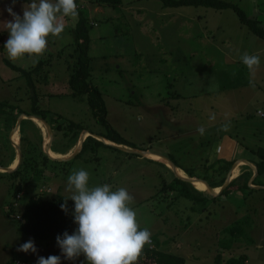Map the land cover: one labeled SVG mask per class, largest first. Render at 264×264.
Segmentation results:
<instances>
[{
	"label": "rangeland",
	"instance_id": "374dc122",
	"mask_svg": "<svg viewBox=\"0 0 264 264\" xmlns=\"http://www.w3.org/2000/svg\"><path fill=\"white\" fill-rule=\"evenodd\" d=\"M223 1L235 4L264 28V0ZM121 2L112 8L96 5L94 0L78 1L92 25L88 31L89 81L103 95L111 128L138 150L160 155L146 153L162 164L92 145L63 165L47 167L45 175L28 174L22 179L0 177L1 211L16 201L17 194L21 195L9 218L12 229L18 232L16 240L10 237L13 249L7 253L15 261L26 259L27 264H36L38 256L61 255L56 242L36 241L20 232V222L15 216L42 189L50 188L52 197L67 198L70 195L65 191L67 177L72 169L83 168L90 174L89 186L108 183L112 190L126 188L134 198L129 206L136 212L139 228H147L154 246L183 257L184 264H215L217 254L222 263L233 257H245L242 264H264V173L255 180L261 185H254L255 170L239 161L256 163L260 160L255 153L264 150V117L258 114H264V38L249 32L230 9L164 8L160 0ZM11 4L12 0H0V101L27 112L31 107L25 80L3 60L24 69L45 61L41 74L34 76L38 107L61 116L60 123L81 125L92 137L105 134V129L92 117L86 97L73 98L66 83L67 63L72 62L69 55L74 44L71 18H65V29L59 37L48 38L42 56L14 61L4 49L9 35L5 23L12 19L5 9ZM26 4L16 1L13 11L22 17ZM245 52L260 57L258 68L249 70L242 64L240 56ZM212 114L214 120L210 119ZM49 116L53 114L47 115L48 120ZM229 121L230 130L219 131ZM38 122L45 134L40 130L39 133L33 122L35 126L28 123L25 127V135L35 145H39L41 135L43 149L48 133L44 124ZM200 125L206 129L203 136L197 132ZM14 126L0 131L1 167H8L4 166L6 161L17 159L16 149L7 141ZM19 129L10 137L18 147ZM52 133V147L62 149L68 139L61 132L52 130ZM88 133H84L85 137ZM161 157L192 175L193 182L200 186L225 180L233 165L229 166V160L239 161L231 175L240 165L245 167L239 171L242 178L230 194L211 197L192 190L187 182L178 181L174 172L187 177L186 174L164 164ZM244 170L249 172L245 176ZM245 185L248 188L243 189ZM73 208V202L68 200L70 216ZM236 221L245 222L244 233L231 239L229 248L222 249L219 243L229 238L224 229ZM30 238L48 249L37 250L35 254L18 251ZM61 264L88 262L83 255L75 260L61 256Z\"/></svg>",
	"mask_w": 264,
	"mask_h": 264
},
{
	"label": "trees",
	"instance_id": "16d2710c",
	"mask_svg": "<svg viewBox=\"0 0 264 264\" xmlns=\"http://www.w3.org/2000/svg\"><path fill=\"white\" fill-rule=\"evenodd\" d=\"M20 3H30L31 0H16ZM78 1L76 0L77 6ZM164 8H177L182 6H192V7H205L212 8L215 10H232L239 23L246 27L249 32L254 34L259 38H264V28L260 22L256 19L248 18L245 13L235 4L223 0H160ZM94 3L99 6H108V7H118L121 5V0H94ZM78 6V21L75 23L73 28L74 44H73V53L69 55L72 58V62L67 63V86L71 90V96L73 98H81L82 96L86 97V103L91 112L92 117L97 124L102 126L105 129V134H98L102 139L112 142L117 145H123L128 148L138 149L128 142L125 138L121 137L115 130H113L107 121V110L103 100L102 93L97 89V87L92 86L90 83L91 76V58L88 55L90 38H89V28L92 26L88 18L85 17ZM48 60V59H47ZM3 63L12 71L16 72L18 76L22 77L25 80V84L29 93V99L31 102L30 110L24 111L18 106H13L8 102L0 101V127L3 128H12L16 123V120L19 115L25 114L27 116H33L40 118L46 121L52 130L61 132L64 138L68 139V149H71L78 141L80 134L85 131V129L78 124L69 123H60L61 116L54 115L47 110H42L38 107L39 96L36 94V85L35 77L41 74L42 67L45 66V61H40L36 64L35 67L30 69L21 68L9 60H3ZM44 81H47L44 79ZM49 116V120L47 115ZM34 125L33 122L29 120H22L20 124L19 134V147L22 153V159L19 166L10 173H0V177L6 176L10 179H22L25 175H36L41 174L45 175L47 167L63 165L66 162H57L51 160L42 149V137L40 135L39 145L33 144L28 137L25 135V127L27 124ZM65 126V127H63ZM37 128V127H35ZM39 131V129L37 128ZM40 133V131H39ZM93 135V134H92ZM98 148L104 146L111 148L113 150H118L112 146L106 145L103 142L95 139L91 135L87 136L81 145L80 151L74 158H77L83 152L87 151L90 146ZM55 151L54 149H52ZM144 151V150H143ZM52 155V154H51ZM255 155L258 156V162L254 163L256 169V176L254 178V185H261L255 183V180L264 173V150H257ZM233 161L229 163L232 165ZM3 166V165H0ZM8 166V165H4ZM178 167L176 164L174 165ZM186 172V171H185ZM189 178L193 177L192 175L186 172ZM43 177V176H42ZM241 175L232 180L227 187L221 192V195L230 194L232 189L236 186ZM183 182L181 180H178ZM224 183L222 180L217 185L209 186L211 188H220ZM207 186V185H206ZM264 186V184H263ZM192 190L196 191L191 185ZM244 188H248L246 185ZM237 189V188H236ZM197 192V191H196ZM200 193V192H199ZM201 194V193H200ZM65 199L62 196H57L56 198L45 197L42 194H35L29 198L25 204L23 210L19 213L21 217L19 230L26 236L32 237L36 241H45V242H56V237L61 235L64 232L68 234L72 231L74 227L73 216H70L65 212H62L60 209L61 203ZM245 222L236 221L229 227L224 229V235L229 236L224 242H220L222 249H227L230 246L231 239L241 236L244 233ZM152 238V237H151ZM226 238V237H225ZM153 241V240H152ZM245 257L239 258H230L225 263H222L221 256L216 255L214 259L215 264H242L245 262ZM154 262L155 264H184L185 260L183 257L172 255L161 251L159 249H150L145 245L140 257L136 261V264H149Z\"/></svg>",
	"mask_w": 264,
	"mask_h": 264
},
{
	"label": "clouds",
	"instance_id": "9594fccd",
	"mask_svg": "<svg viewBox=\"0 0 264 264\" xmlns=\"http://www.w3.org/2000/svg\"><path fill=\"white\" fill-rule=\"evenodd\" d=\"M16 0L5 9L12 19L5 23L8 39L4 49L11 60L39 58L48 45V38L59 37L65 29V18H71L73 26L79 13L76 0H31L24 5L22 17L13 11ZM240 61L249 70L258 68L260 57L247 52ZM215 119V114L210 116ZM231 123L221 125L219 131L230 130ZM205 127L198 126L200 136ZM90 174L83 168L72 169L67 177L65 191L70 195L63 199L60 209L67 213V201L74 204L73 234L64 232L56 237L61 255L38 256L36 264H61V256L75 260L83 255L88 264H136L145 245L151 243V232L140 229L136 212L129 206L134 198L120 187L112 190L111 184L89 186ZM24 253H37L31 238L17 249Z\"/></svg>",
	"mask_w": 264,
	"mask_h": 264
},
{
	"label": "crops",
	"instance_id": "0c3cea01",
	"mask_svg": "<svg viewBox=\"0 0 264 264\" xmlns=\"http://www.w3.org/2000/svg\"><path fill=\"white\" fill-rule=\"evenodd\" d=\"M95 25V24H94ZM89 51H90V47H89ZM89 51H88V55H89ZM90 56V55H89ZM16 77V76H15ZM176 97H179V95L178 96H176ZM0 122H2V121H0ZM2 128L3 127H0V131L2 130ZM85 131H87V130H85ZM84 133V132H83ZM19 134V133H18ZM82 134V133H81ZM81 134H80V136H81ZM2 136H3V134L0 136V140H2L3 138H2ZM12 135H10V133H9V139H7V141L8 142H10V144H11V137ZM53 133H52V141H51V144H50V149H54L53 147H52V142H53ZM80 138V137H79ZM44 142H45V140H44ZM78 142H79V139H78ZM77 142V143H78ZM109 142V141H108ZM77 143L71 148V149H68V144H64V146H61L62 147V149H57V148H55L54 150H55V153H57V154H59V155H61V156H55V157H63V156H67V155H71L73 152H75V149H76V145H77ZM1 144V143H0ZM48 144V143H47ZM104 144H106V145H109V146H111V145H114V143H112V142H109V143H104ZM16 145V144H15ZM12 146V145H11ZM226 146V148H227V144L225 145ZM15 148V147H14ZM217 149L219 150V151H221V148H219V147H217ZM138 150V149H137ZM218 152V151H217ZM147 153H150V154H155V155H157V156H159L160 157V155H158V154H156V153H152V152H149V151H147ZM140 158H146V159H148V161L149 162H151V163H154V164H162V163H160V162H157V161H154V160H152V159H149V158H147V157H142V156H140ZM162 158V157H161ZM14 159H15V157H14ZM13 159V160H14ZM255 160L254 161H256V158H254ZM13 160L10 162L9 160L8 161H6L5 162V164H7L8 166L9 165H11V168H12V165H13ZM239 161H244L245 162V165H248V166H250L248 163H250L254 168H255V166H254V163L255 162H252V160H250L249 162L248 161H246V160H239ZM239 161H237V162H235V164L233 163V165L231 166V165H229V166H231V168H230V170H229V172L227 173V176L229 175H231V173H232V171H233V168H234V166L239 162ZM230 162H232L231 160H229V162H228V164L230 163ZM245 165H240V167H239V169H238V171H240L241 169H243L244 167H245ZM165 166V165H164ZM251 167V166H250ZM10 168V169H11ZM177 169H180L182 172H184L180 167H177ZM251 169H252V167H251ZM256 170V169H255ZM252 171H253V169H252ZM1 172H3V171H0V173ZM249 172L248 171H245L244 170V175L243 176H245L246 174H248ZM174 174H175V176H176V173L174 172ZM184 174H186V172H184ZM186 176H187V174H186ZM227 176H226V178H227ZM239 176V172H238V174L236 175V177L235 178H237ZM255 176H256V173H255V175H254V177H253V174H252V176H251V178L253 177V180H254V178H255ZM188 177V176H187ZM226 178H225V180H226ZM235 178H233V179H231V181L232 180H234ZM242 178V177H241ZM241 178H239V180L241 179ZM230 179V178H229ZM224 180V181H225ZM238 180V181H239ZM250 180V179H249ZM200 181H202V180H200ZM203 182V181H202ZM206 183V182H205ZM208 184V183H207ZM191 185V184H190ZM209 185V184H208ZM211 185H217V184H215V183H212ZM202 187H205V185H203ZM52 191V190H51ZM197 191V190H196ZM197 192H199V191H197ZM201 194H202V192H200ZM54 193L53 192H51L50 194H46V195H44L45 197H49V198H56L57 196H53L52 197V195H53ZM18 200H20V198L18 199ZM16 204H17V199H16V201H14L13 203H10L8 206H7V208L4 210V211H1L0 210V264H14V261L15 260H13L11 257L12 256H10L8 253H7V251L9 252V250H11V249H13V247H12V245L11 244H13V240H12V238H15V240H16V238H17V233L16 232H18V231H16V229H14V227H13V229H12V227L11 226H13L12 224H11V222H10V220H9V218H11L10 217V214H12L13 213V211H12V209H13V207L14 206H16ZM19 214V213H18ZM16 219V218H15ZM17 220V219H16ZM19 221V220H18ZM10 222V223H9ZM20 222V221H19ZM11 224V225H10ZM21 232V231H20ZM72 233L70 232L69 233V235H71ZM12 236H14V237H12ZM10 237H12V238H10ZM10 238V239H9ZM7 240H8V243L7 244H5V242H7ZM152 246L154 247V249H158L156 246H154V241H152ZM35 247L37 248V250H40L41 252L43 251V250H46V249H48V247H43V246H40V245H37L36 243H35ZM44 252V251H43ZM22 261H25V262H27V260L26 259H21Z\"/></svg>",
	"mask_w": 264,
	"mask_h": 264
},
{
	"label": "water",
	"instance_id": "95a60500",
	"mask_svg": "<svg viewBox=\"0 0 264 264\" xmlns=\"http://www.w3.org/2000/svg\"><path fill=\"white\" fill-rule=\"evenodd\" d=\"M25 119H28V120H33V119H38V120H40L43 124H44V126H45V129L47 130V133H48V146H47V151H46V149H44V153L51 159V160H54V161H57V162H66V161H69V160H71V159H73L76 155H77V153L80 151V149H78V150H76L75 152H73L71 155H67V156H63V157H61V158H58V159H54V158H52V157H50L49 155H48V151H49V149H50V144H51V141H52V129L50 128V126H49V124L46 122V121H44V120H42V119H40V118H37V117H33V116H27V115H25V114H21V115H19L18 116V119H17V122H16V124H15V126H14V128L11 130V132H10V135H12L15 131H18V129H19V126H20V123H21V121L22 120H25ZM84 133H88L87 131H84ZM84 133H82L81 134V136H80V139H79V141H82V143L84 142V140L86 139V137H84ZM89 134L90 133H88V136H89ZM93 136L96 138V139H98L99 141H101V142H103V143H105L104 142V139H102L101 137H99V136H97V135H94L93 134ZM79 143V142H78ZM11 144L15 147V149H16V151H17V160H18V165L14 168V169H9L8 167H1L0 166V170L1 171H3L4 173H10V172H13L18 166H19V164H20V162H21V159H22V153H21V150H20V148L18 147V145H15V144H13V142L11 141ZM112 147H114V148H117L118 150H120V151H122V152H125V153H128V154H132V155H137V156H142V157H146V153H147V151H143V150H137V149H132V148H128V147H126V146H123V145H117V144H114V145H111ZM163 158V157H162ZM165 160H167L168 161V159H166V158H164ZM169 163H170V165H171V167L173 168V169H176V167L170 162V161H168ZM235 164V163H234ZM254 170H255V168L250 164V163H248ZM255 173H256V170H255ZM176 177L179 179V180H181V181H183V182H187V183H189V184H191V182L194 180L193 178H182V177H179V176H177L176 175ZM230 178V176L228 175L227 176V178H226V180L224 181V183H223V185L220 187V189H219V191H218V193H216V194H213V188H211L207 183H205L204 181V183L207 185V187H208V192H209V195L211 196V197H217V196H219L220 194H221V192L227 187V185L231 182V179H229ZM196 180H199V179H196ZM259 188V187H258Z\"/></svg>",
	"mask_w": 264,
	"mask_h": 264
},
{
	"label": "bare ground",
	"instance_id": "6f19581e",
	"mask_svg": "<svg viewBox=\"0 0 264 264\" xmlns=\"http://www.w3.org/2000/svg\"><path fill=\"white\" fill-rule=\"evenodd\" d=\"M37 121H33L35 124H36V127L40 130V131H42V133L43 134H45V132H44V129L42 128V125L38 122V119H36ZM40 121V120H39ZM16 133V131L13 133V135ZM12 135V136H13ZM84 137H85V135H84ZM45 140V142H44V144H43V149H46V151H47V146H48V144L47 143H49L48 141V139H44ZM104 142L105 143H109L108 141H106V140H104ZM81 145H82V141H79V143H77V145H76V149H75V151L76 150H78V149H80V147H81ZM52 154V155H51ZM48 155L50 156V157H52V158H54V159H58V158H61V157H55V156H61V155H59V154H57V153H55V151H53L52 149H49V151H48ZM146 157L147 158H149V159H152V160H154V161H157L156 160V158H154L153 156H151V155H148V154H146ZM158 159V158H157ZM159 160V159H158ZM160 160L164 163V164H167V166H170V163L169 162H167L166 160H164V158L163 159H161L160 158ZM18 165V160L17 159H14L13 160V165H12V168H11V165H9L8 166V168L10 169H14L16 166ZM239 169V168H238ZM238 169L231 175V178L230 179H233V178H235L236 177V175L238 174ZM176 171H179V172H181V170L180 169H175ZM1 171V170H0ZM178 173V172H177ZM178 175H179V177H182V178H188V177H185V175H183V174H181V173H178ZM177 175V176H178ZM205 185V184H204ZM191 186L195 189V190H197V191H199V192H202V193H204V194H209V192H208V187L205 185V187H202V186H200V185H196L193 181L191 182ZM219 189L220 188H213V194H216V193H218V191H219Z\"/></svg>",
	"mask_w": 264,
	"mask_h": 264
},
{
	"label": "built area",
	"instance_id": "2783aa9c",
	"mask_svg": "<svg viewBox=\"0 0 264 264\" xmlns=\"http://www.w3.org/2000/svg\"><path fill=\"white\" fill-rule=\"evenodd\" d=\"M258 114L261 116V117H264V114L262 112H258ZM52 191L50 188H47V189H42L40 190L39 194H43V195H46V194H50ZM19 198H21V195L20 194H17L16 195V199L18 200ZM15 218L19 221H21V217H20V214H16ZM152 241L150 244H147V246L152 249ZM14 264H27L25 261H22V260H16L14 261ZM149 264H155L154 262H150Z\"/></svg>",
	"mask_w": 264,
	"mask_h": 264
}]
</instances>
